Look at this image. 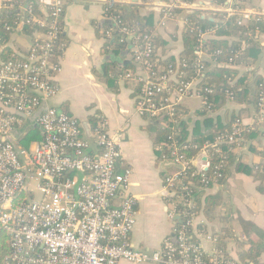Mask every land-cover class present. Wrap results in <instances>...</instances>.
<instances>
[{
  "label": "built area",
  "instance_id": "built-area-1",
  "mask_svg": "<svg viewBox=\"0 0 264 264\" xmlns=\"http://www.w3.org/2000/svg\"><path fill=\"white\" fill-rule=\"evenodd\" d=\"M28 1L0 0V15L19 11L23 17L22 22L19 18L15 21V27L6 26L11 37L25 27L48 28L45 32H34L35 42L26 54L11 49L19 60L0 61V102L31 120L44 133L42 142L33 143L35 150L31 149L32 145L30 149H22L14 135L25 120L0 108V231L9 238L11 261L14 264H245L219 251L206 255L193 233L188 234L195 226L197 213L194 192L182 180L184 173L195 167L194 159L188 160L178 152L171 159H163L180 167L178 173L165 180L166 193L176 196L169 218L182 220L181 226L176 224L175 241L166 239L155 251L136 249L129 242L137 222L136 198L130 189L131 172H120L121 144L117 136L110 134L105 123H100L93 129L94 142H89L84 139L78 120L51 104L60 91L55 80L62 73V56L56 58V45L64 31V25L60 24L64 3L36 0L39 6L36 10ZM141 1L152 4L158 0ZM247 1L230 0L228 6L213 3L210 12L223 13L226 19L239 15L238 25L243 26L251 19L262 17L248 8ZM197 5L166 0L160 23L179 22L181 11H202L207 17V12ZM243 5L246 6L241 8ZM114 8V1L106 7V17L114 27L107 29L106 38L112 39L117 32L119 44L130 45L132 59L143 71H128L124 75L141 87L138 112L153 118L164 114L173 118L186 97L200 96L201 78L185 81L181 72L187 67L184 61L167 71L163 68L150 71L157 55L154 34L142 32L138 23H126L114 16L111 13ZM212 35L213 31L198 29L196 36L201 44ZM201 47H197V54L204 57L206 52ZM236 57L228 60L229 67H234ZM198 67L201 76L204 67L201 64ZM227 96L228 101H234L232 92L228 91ZM258 108L264 115L263 96ZM250 131L241 120H236L230 131L204 145L200 153L208 159L210 151L223 143H233L242 149L245 135ZM206 170L207 167L197 169L203 184L224 179L221 172L214 173L210 179Z\"/></svg>",
  "mask_w": 264,
  "mask_h": 264
},
{
  "label": "crops",
  "instance_id": "crops-1",
  "mask_svg": "<svg viewBox=\"0 0 264 264\" xmlns=\"http://www.w3.org/2000/svg\"><path fill=\"white\" fill-rule=\"evenodd\" d=\"M62 1L65 7L62 73L55 80L60 91L51 104L76 118L84 139L89 142H94L93 129L100 123H105L110 134L117 136L121 144L120 172H131L130 189L136 198L137 222L129 242L136 249L158 250L166 239L175 241L174 230L179 220L171 221L169 214L176 196L170 198L166 193L165 180L178 173L180 167L157 155L153 126L138 112L139 88L124 78L128 72L125 67L132 63L130 49L110 47L106 38L111 24L106 17V7L114 1L115 7L136 10L141 17H150L154 34L164 43L158 48L157 56L161 59L178 58L184 51V22L160 23L166 0L152 4L141 0ZM196 3L205 12L214 9L212 0H196ZM247 6L264 17V0H248ZM35 38V33H18L8 41V47L14 52L27 51ZM258 42L262 53L254 69L262 75L264 32L258 35ZM187 100L195 104H185ZM181 105L195 112L203 108L204 101L194 94L186 97ZM219 115L225 124L235 116L242 125L257 132V137L253 139L249 135L237 160L229 167L226 179L202 195L192 228L193 237L206 255L219 251L236 260L252 250L254 244L253 256L258 264H264L261 249L264 238L253 231L254 227L264 232V184L240 171L242 165L251 169L264 162V115L254 105L235 101H227ZM207 162V157L200 153L194 158V167L205 170Z\"/></svg>",
  "mask_w": 264,
  "mask_h": 264
},
{
  "label": "trees",
  "instance_id": "trees-1",
  "mask_svg": "<svg viewBox=\"0 0 264 264\" xmlns=\"http://www.w3.org/2000/svg\"><path fill=\"white\" fill-rule=\"evenodd\" d=\"M184 1L188 3L196 2V0ZM28 2L36 10L38 9L39 6L36 0H29ZM213 3L228 6V0H213ZM245 6L243 5L241 8ZM37 13L40 14L39 12ZM111 13L126 23H138L141 31L148 35L154 34L151 18L141 17L136 10H123L120 7H115ZM207 14L206 17L202 11L179 12V19L185 24L183 31L184 51L178 58L168 57L161 59L156 55L152 60L153 67L150 71L158 68H163L167 71L177 67L183 61L186 62L187 67L181 69V72L185 75L183 79L189 81L201 78L198 87L200 89V97L205 102L203 108L195 112L179 106L173 118L165 114L158 118L146 115L155 132V148L160 159L165 157L171 159L172 154L178 152L185 155L188 160H192L200 154V150L204 145L214 142L216 137L230 131L232 124L238 119L233 116L225 124L219 115V112L228 101V91L233 93L236 103L254 105L257 109H259L258 104L261 97H264V73L261 75L254 69V65L258 63L262 53L258 35L264 32V17L251 19L245 25L239 26V15L226 19L223 13L214 14L207 12ZM18 18L21 22L23 21L19 11L5 12L0 15V61L19 60L14 52L6 47V44L11 39V33L6 31V26L12 25L15 27V21ZM60 24L63 26V21H60ZM110 28H114L112 24L108 26V29ZM198 29L213 31V35L199 44L196 36ZM45 31H48L47 27H25L21 33L30 35L34 32ZM118 40L119 34L115 32L113 38L108 40L109 46L120 50H128L130 48L128 43L122 45L119 44ZM152 40L156 54H158V48L163 41L155 34ZM64 44L62 33L56 45V58L63 55ZM199 45L206 52V56L200 57L197 54L196 49ZM219 50L222 51L221 54H217ZM20 51L26 54L28 50L20 49ZM232 57H236L235 65L234 67H229L227 62ZM198 64L204 67L201 76L198 75ZM140 69L133 59L132 63L125 67V70L135 73L143 72ZM136 85L139 88V93H141L140 85ZM207 89H211L213 92L209 93L206 91ZM14 116L25 120V124L17 128L14 135L19 147L30 149L33 143H39L44 140V133L35 123L25 119L23 116ZM250 134L253 139L257 137V132L250 131L245 135L246 140ZM214 149H217V151ZM239 152L240 148L233 143H223L215 146L209 153L207 170L204 172L210 179H213L214 173L221 172L224 175V179H226L228 169L237 160ZM240 171L254 176L256 180L264 184V162L251 169L242 165ZM200 175L196 168H192L184 173V179L182 180L184 186H188L194 192L192 195L196 205V213L199 211L202 195L207 189L216 184L214 181L203 184ZM223 180H218V183ZM177 225L181 226L182 220H179ZM253 231L264 238V232L254 227ZM192 233L190 230L188 234L192 236ZM220 239L218 237V241ZM252 246V250L240 255L239 261L245 264H258L252 252L256 250V245L252 244ZM261 249L264 250V247ZM225 257H228L227 254H225ZM206 258L209 259L208 257ZM11 259L12 248L9 238L6 233L0 231V264H14Z\"/></svg>",
  "mask_w": 264,
  "mask_h": 264
},
{
  "label": "water",
  "instance_id": "water-1",
  "mask_svg": "<svg viewBox=\"0 0 264 264\" xmlns=\"http://www.w3.org/2000/svg\"><path fill=\"white\" fill-rule=\"evenodd\" d=\"M228 1L230 2V0H228ZM197 6L200 7V5H197ZM190 13H192V12H190ZM0 108L4 109L6 112H8L10 114L19 115L14 109H10V108L5 107L1 102H0ZM172 197H174V194L170 195V198H172ZM175 220H180V218L176 217Z\"/></svg>",
  "mask_w": 264,
  "mask_h": 264
},
{
  "label": "rangeland",
  "instance_id": "rangeland-1",
  "mask_svg": "<svg viewBox=\"0 0 264 264\" xmlns=\"http://www.w3.org/2000/svg\"><path fill=\"white\" fill-rule=\"evenodd\" d=\"M169 25H170V24H167V27H169ZM198 101H199V100L196 99L197 104H198ZM186 103H187L188 105H193V104H195L194 102H192L191 104H189V101H188V100L185 102V104H186ZM31 149H32V150H35V145H33ZM34 184H36V182H34ZM36 198H37V199L40 198V195L37 194V195H36Z\"/></svg>",
  "mask_w": 264,
  "mask_h": 264
}]
</instances>
